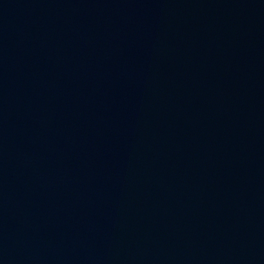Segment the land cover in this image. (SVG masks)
Returning a JSON list of instances; mask_svg holds the SVG:
<instances>
[{"label":"water","instance_id":"water-1","mask_svg":"<svg viewBox=\"0 0 264 264\" xmlns=\"http://www.w3.org/2000/svg\"><path fill=\"white\" fill-rule=\"evenodd\" d=\"M0 264H264V0H0Z\"/></svg>","mask_w":264,"mask_h":264}]
</instances>
